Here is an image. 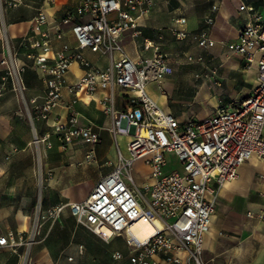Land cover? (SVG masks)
Masks as SVG:
<instances>
[{
    "label": "built area",
    "instance_id": "built-area-1",
    "mask_svg": "<svg viewBox=\"0 0 264 264\" xmlns=\"http://www.w3.org/2000/svg\"><path fill=\"white\" fill-rule=\"evenodd\" d=\"M155 5V0H80L53 20L39 8L30 21L29 32L14 51L5 40L7 55L2 56L0 65L11 90L22 95L27 90L23 80L27 68L42 82L40 92L28 97L35 136L34 122L41 118L44 139L51 133L68 145L75 141L92 147L100 143L98 128L77 125L74 109L81 96L92 97L97 92L103 93L99 103L112 120L109 132L116 147L112 169L96 181L83 199L60 202L48 209L49 216L55 220L67 208L76 224L102 240L122 236L128 252L114 251L111 257L117 262L206 264L202 258L203 238L209 232L216 199L212 185L221 187L236 179L239 167L251 158L264 162V17L255 6L239 0L238 11L246 14V20L236 39L225 45L230 55L244 61L246 69L255 70L250 93L236 109L217 106L203 118L180 121L164 111L147 91L150 83L161 90V84L172 74L166 55L158 45L145 41L143 48H152L153 55L132 59L121 45L123 35L135 37L140 33L139 27ZM173 22L179 26L170 29L176 38L190 39L202 48L214 45L208 31L213 23L211 16L205 17L204 26L195 32L184 28L183 16ZM66 33L74 44L62 40ZM54 40H61L58 47L53 45ZM85 51L97 59L91 61ZM20 55L30 64L23 62ZM100 59H106V65L99 64ZM74 63L82 73L69 81ZM114 89L127 92L123 110L113 106ZM57 107L64 109V118L54 113ZM128 133L132 137L121 149L118 137ZM169 154L180 163V169L167 168ZM136 161L147 168V181L141 185H136L132 175ZM208 191L213 194L210 200L205 197ZM246 216L264 221V208L250 210ZM142 217L158 221L160 227L140 240L132 225ZM103 228L110 234H105ZM35 234L36 231H7L0 235V246L13 253L23 246L25 263Z\"/></svg>",
    "mask_w": 264,
    "mask_h": 264
},
{
    "label": "crops",
    "instance_id": "crops-1",
    "mask_svg": "<svg viewBox=\"0 0 264 264\" xmlns=\"http://www.w3.org/2000/svg\"><path fill=\"white\" fill-rule=\"evenodd\" d=\"M49 1L43 0L40 8L46 12L49 20H53L58 19L66 9L74 7L80 0H58L53 6H50ZM155 1L156 5L153 11L143 21L142 26L139 27L140 33L135 37L129 33L122 37L121 45L130 58L136 59L140 55L142 57H151L153 55V49L145 50L143 44L145 41H152L154 45L159 46V51L166 55V60L174 72V68L169 61V53L162 48L163 42L173 35L170 29L172 27H179L173 22L174 19L180 16L185 17L186 23L184 28L190 32H195L204 26V18L211 16L213 24L209 27L208 31L210 39L214 41V45L206 47L205 49L212 52L214 56L220 57L223 61L232 57V60L226 65L228 71L233 73L246 72L242 76L247 78L246 82L252 88L255 83V70L253 68L246 69L244 61L239 56L230 55L225 46L227 43L236 39L240 27L246 20V14L238 11L239 0ZM244 2L248 5L255 6L259 11L264 6V0H244ZM213 6H215V9H213ZM19 16L23 15L21 13L13 14L7 10L3 16L5 32L2 34L0 30V59L6 52L4 51L5 43H2V35L5 36V40H7L10 47L11 42L12 44L16 43L17 46L19 41L15 42V40H20L29 32L30 21L33 16L31 18L25 16L19 18ZM23 24H27L25 29L22 27L18 28L19 25ZM0 25H2L1 21ZM12 25L14 26L11 27ZM62 40H67L74 44V39L69 33H66ZM184 40L192 42L190 39ZM60 43L61 40L53 41L55 47H58ZM84 55L91 61L97 59L95 54L88 51H85ZM21 60L27 63L29 59L21 56ZM98 63L106 65L107 60L100 59ZM70 70L71 73L68 74L69 81L74 80L76 76L82 73L81 69L75 63L70 66ZM172 74L167 76L161 84V90L158 89L156 84L150 83L147 86V91L164 111L172 113L178 120L183 121L185 119L177 114L168 103V98L172 96L174 88L173 79L171 78ZM23 78L25 86L27 87L26 94L28 97L40 92L43 86L42 82L32 69L27 68L23 74ZM178 84H180V81ZM202 92L204 91L202 90ZM126 94L127 92L124 90H113V106L116 110L120 111L126 107ZM102 96V92H97L92 97H80L79 101L74 104L76 124L79 126L92 125L98 128L100 143L95 145L97 158L102 162V165L111 166L112 169V165L116 162L114 139L109 132L112 120L101 109L99 100ZM68 98V95L65 93L64 99L67 100ZM10 100L13 104V99ZM12 109L17 116L15 118L17 122L26 123L20 108ZM54 113L60 114L62 118L65 116V111L62 108L56 109ZM9 124L10 121L7 119V116L5 118L4 114L0 112V139L2 141H7L8 133L12 134L14 132V127H9ZM34 126L40 130L42 128L39 122L37 124L34 122ZM121 142L125 143V140L123 139L122 141L121 139ZM5 159L9 161H4L0 164V177L8 175L10 164L14 160L13 155L8 150H5ZM253 163L259 164L261 170L258 171L252 167L250 174L241 175L242 168L248 167ZM135 166L147 170L139 161L135 162ZM109 171L107 169L106 172L108 173ZM259 174L262 175V178H259ZM145 181H147L145 175H141V177L137 178L136 185H141ZM95 183L87 187V192L82 199L88 194ZM54 186L60 197L66 196L71 190L69 188H63L62 181H60L59 185ZM212 186L214 188L216 187L214 185ZM261 190H264V162L256 158H251L239 167L236 179L225 183L217 190L215 188V202L218 204L217 211L216 213L213 212L209 232L203 238V259L206 260L207 264H264V221H261L257 217L248 218L246 216V213L250 210L258 212L264 208L261 198L255 193ZM0 192H5L6 196H10L9 203L12 204L13 189L4 188ZM47 195H50V192ZM205 197L210 200L213 198V194L208 191L205 193ZM4 203H6L5 206L3 205ZM56 204L58 203H52L49 199L45 202V205L49 206V208ZM69 216L71 215L69 214ZM28 219V216L22 214L14 217L12 206L7 207V200H0V235L10 230L28 231ZM64 226L69 228V232L63 236L64 239L60 242L56 238L55 231ZM38 233L37 240L28 249V261L24 263V248L20 247L17 253H13L7 247L0 246V264H32L34 262L37 264H99L98 259L100 256L105 257V264H110V259L111 264H124V261L117 262L111 257V254L118 250L110 252L107 244L104 245V241L100 237L76 223L68 225V221H59V224L55 225L54 222H51L48 225L41 226Z\"/></svg>",
    "mask_w": 264,
    "mask_h": 264
},
{
    "label": "rangeland",
    "instance_id": "rangeland-1",
    "mask_svg": "<svg viewBox=\"0 0 264 264\" xmlns=\"http://www.w3.org/2000/svg\"><path fill=\"white\" fill-rule=\"evenodd\" d=\"M57 2L58 0H50L49 4L53 6ZM42 3L43 0H0V21L2 22L0 30L2 34L5 32L3 16L6 14V10L31 18L37 13V8H40ZM260 11L264 16V6ZM23 16H19V18ZM26 25H19L18 28L25 29ZM17 41L19 39L15 40V42ZM2 43H5L3 35ZM163 43L162 48L169 53V61L174 68L171 76L174 88L172 96L168 98V103L185 120L204 117L213 113L214 107L217 106L236 109L241 99L250 93L251 85L246 82L247 78L242 76L246 72L228 71L226 65L232 60V57L223 61L209 50L199 48L195 41L178 39L174 35H171ZM10 47L14 51L16 43L12 44L11 42ZM4 51H6L4 55H7L6 46ZM19 57L21 58V55ZM27 63L29 64V60ZM4 76L5 73L0 65V112L4 114L5 118L7 116L10 121L9 127L13 126L14 132L8 133L7 141L0 139V164L9 161L8 159L4 160L5 150L13 155L14 160L10 164L8 175L0 177V191L4 188L13 189V201L12 204L9 203L10 196H6L5 192H0V200H7V207L12 206L14 217L19 214L29 217L27 220L28 232L36 231L34 243L39 236L38 231L43 225H48L51 222L57 225L59 221H68V225L75 223L74 218L69 216L67 208L54 220L48 215L49 206L45 205V202L49 199L52 203H67L82 199L87 192V187L106 174L107 169L109 171L111 166L102 165V162L97 158L95 146L92 147L88 143L75 141L74 144L71 142L68 145L67 142L58 140L51 133L47 139H44V126L41 118L35 122L36 124L39 122L42 127L41 130L35 127L37 131V136H35L29 119V112H32V109L28 104L26 91L22 95L18 90H11L10 82L6 78L4 79ZM179 81L180 84H178ZM10 99H13V104ZM18 107L26 123L17 122L15 119L17 116L12 108ZM50 121H52V116H50ZM124 144L120 143L121 149H124ZM167 159L168 169H180V163L173 155L169 154ZM139 162L141 163V161ZM248 167L242 168L241 175L250 174L252 167L258 171L261 170L259 164L253 163ZM146 172L145 168L135 166L132 175L137 179ZM39 178H41V183ZM60 181H62L63 188L71 189L66 196L60 197L57 194L54 185H59ZM215 188L219 189V187ZM48 192L50 195H47ZM255 193L259 195L264 205V190ZM3 205L5 206L6 203ZM217 206L218 204L215 202L214 213L217 211ZM68 232L69 228L65 226L58 228L55 231L57 240L62 242L63 236ZM103 243L107 244L110 252L113 250H118L122 254L128 252L127 244L120 235H114L108 242L104 241ZM22 248L24 247L22 246ZM204 261L206 263V260ZM109 262L111 264V259ZM98 263L105 264V257L100 256Z\"/></svg>",
    "mask_w": 264,
    "mask_h": 264
},
{
    "label": "bare ground",
    "instance_id": "bare-ground-1",
    "mask_svg": "<svg viewBox=\"0 0 264 264\" xmlns=\"http://www.w3.org/2000/svg\"><path fill=\"white\" fill-rule=\"evenodd\" d=\"M74 65V64H73ZM74 67V66H73ZM77 69V68H76ZM84 97H89L88 95H84ZM77 120H78V115H77ZM53 121H50V123H52ZM132 137L131 133H128L126 135H120L118 137L119 142L123 141V139L125 140V143L127 141H129ZM125 146V144H124ZM39 160V159H38ZM40 176V175H39ZM39 182L41 183V178L38 179ZM207 193V192H206ZM212 216V215H211ZM211 220V217H210ZM211 223V222H210ZM158 226L160 227V223L158 221H154L151 222L148 219L142 217L139 218L133 225H132V231L134 232V234L136 235V237L140 240L146 239L147 237L151 236L154 231H155V227ZM102 231L109 235L110 231L107 228H103Z\"/></svg>",
    "mask_w": 264,
    "mask_h": 264
}]
</instances>
